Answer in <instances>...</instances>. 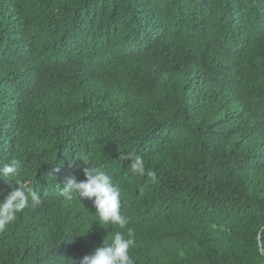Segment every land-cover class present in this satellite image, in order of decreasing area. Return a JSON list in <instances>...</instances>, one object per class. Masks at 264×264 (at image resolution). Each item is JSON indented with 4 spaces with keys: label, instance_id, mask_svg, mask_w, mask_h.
Wrapping results in <instances>:
<instances>
[{
    "label": "trees",
    "instance_id": "obj_1",
    "mask_svg": "<svg viewBox=\"0 0 264 264\" xmlns=\"http://www.w3.org/2000/svg\"><path fill=\"white\" fill-rule=\"evenodd\" d=\"M11 160L40 203L0 231V264H76L129 229L134 264H264V0H0ZM74 161L112 177L124 229L60 195Z\"/></svg>",
    "mask_w": 264,
    "mask_h": 264
},
{
    "label": "clouds",
    "instance_id": "obj_2",
    "mask_svg": "<svg viewBox=\"0 0 264 264\" xmlns=\"http://www.w3.org/2000/svg\"><path fill=\"white\" fill-rule=\"evenodd\" d=\"M131 160L129 164L130 173L134 176H147L156 178L154 171L145 167L144 159L140 156L127 157ZM86 159L81 157V161ZM77 169H82L85 180L78 181L75 174H69L60 188V195L66 201L74 198H86L92 200L93 208L99 225H117L124 229L128 223L127 217L121 213V190L113 182V179L105 171L97 166H90L83 162H72ZM59 169H56L58 171ZM21 164L17 160L0 166V179L7 181L11 189L7 195L0 189V231L15 220L17 213L28 207H35L40 203V197L34 190H25L19 179ZM13 183L16 185L13 187ZM132 230L129 229L127 238L120 231L115 232L110 242H104L85 255L76 264H134L129 255L130 247L134 246Z\"/></svg>",
    "mask_w": 264,
    "mask_h": 264
},
{
    "label": "water",
    "instance_id": "obj_3",
    "mask_svg": "<svg viewBox=\"0 0 264 264\" xmlns=\"http://www.w3.org/2000/svg\"><path fill=\"white\" fill-rule=\"evenodd\" d=\"M259 239H260V235H259ZM261 244V243H260Z\"/></svg>",
    "mask_w": 264,
    "mask_h": 264
}]
</instances>
